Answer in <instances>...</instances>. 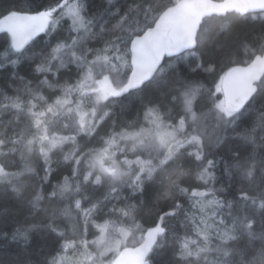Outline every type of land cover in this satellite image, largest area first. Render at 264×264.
I'll list each match as a JSON object with an SVG mask.
<instances>
[{
  "label": "snow or ice",
  "instance_id": "1",
  "mask_svg": "<svg viewBox=\"0 0 264 264\" xmlns=\"http://www.w3.org/2000/svg\"><path fill=\"white\" fill-rule=\"evenodd\" d=\"M84 12L70 0L0 12V33L16 54L8 63H29L45 77L35 88L20 77L22 89L0 92V194L16 197L29 213L49 216L64 254L45 264H152L169 244L175 264H201L210 252L214 264H264V157L245 156L246 146L233 150L222 161L223 172L240 187L227 188L231 199L222 196L210 152L222 137L213 139L206 126L212 121L214 132H226L259 101L257 119L241 135L255 144L259 128L264 140V40L245 45L243 59L230 53L203 58L210 19L219 18L227 31L233 17L264 16V0H130L106 22L86 19ZM69 19L68 35L60 36ZM43 36L60 38L34 51ZM92 40L102 46H89ZM185 56L200 62L187 72L172 66V58ZM5 67L0 61V70ZM200 71L214 83L206 97L188 75ZM134 96L140 111L120 119L116 109ZM93 141L100 147H88ZM67 143L76 145L63 157L69 174L52 184L51 153ZM113 200L124 206L109 207ZM145 207L149 227L137 221ZM180 216L183 234L168 223ZM57 217L71 225V236L59 230ZM89 225L100 233L91 242ZM31 227H17L13 238L27 242ZM240 233L250 244L259 237L260 249L237 247ZM69 250L78 258L70 261Z\"/></svg>",
  "mask_w": 264,
  "mask_h": 264
},
{
  "label": "trees",
  "instance_id": "2",
  "mask_svg": "<svg viewBox=\"0 0 264 264\" xmlns=\"http://www.w3.org/2000/svg\"><path fill=\"white\" fill-rule=\"evenodd\" d=\"M74 0H70L72 2ZM84 6L85 18L91 19L93 16L97 17L101 22H106L111 16L117 11L125 9L126 5L130 3V0H76ZM44 3V0H0V12L13 8L15 6H23L25 8H37ZM115 5V8L112 7ZM115 23V20L112 21ZM71 21L68 20L67 26H62L60 36L68 35V27ZM224 25L221 23L219 18L210 19L207 28L212 33L209 39V46L205 50L204 59L213 58L216 59L225 53L233 54L236 59H243V51L245 45H252L254 43L264 40V16L248 17L247 19H240L233 17L232 25L227 31H221ZM217 33H219L217 35ZM60 37L43 36L37 37L35 41L34 51H39L41 48L46 46L49 41L53 44L56 43ZM89 46L99 47L102 46L97 44L95 40L89 41ZM16 59V54L8 49V45L5 44L3 34L0 33V61H3L6 67L0 70V92H4L7 95H14L16 89L23 88L20 82V77L25 78L26 81L31 82L33 88L37 87L39 80H43L45 77L39 73H34L29 67V63L21 61L18 65L13 66L8 63L9 60ZM200 60L195 56H185L183 60H176L172 58V66L180 71H185L189 68L195 67L196 63ZM74 67V66H73ZM18 72L19 76L14 75ZM194 80H197L203 86V94L207 96V89L214 88L212 75L203 71L198 73H188ZM65 79L67 77H64ZM48 79L51 81L54 77L49 76ZM45 95H50L51 90L46 87L43 89ZM58 94V93H57ZM222 98V97H221ZM203 103V101H201ZM141 102L138 97H131L125 102L124 109L117 108L116 113L120 119H134L136 113L140 111ZM260 109V102L245 113L244 117L237 122L236 125L230 126L226 132H214V126L212 121L206 123L207 131L210 136L215 137L219 135L222 137V141L219 144L212 143L210 152L215 155L217 159L216 175L218 183L215 185L216 188H225V192L222 196L231 199L232 197L228 194L227 188L231 186L233 190H237L240 184H232L231 178L225 175L223 172L222 161H227L232 155V151L246 146L247 151L244 153L245 156L250 153L255 154L257 161L264 157V140L261 139V130L256 129V143L253 144L247 141L241 135L246 128H250L253 122L257 119ZM200 106H197L199 112ZM206 111V109H204ZM3 119H8L7 115H3ZM87 139V138H86ZM84 140H79V146L83 147ZM76 145L67 143L60 149L53 150L51 158L53 161L52 167L55 169L54 175L51 177L52 184H56L58 181H62L64 176L69 174L68 167L63 163V157L65 154L72 152ZM88 147H100L95 141L88 145ZM210 158H212L210 156ZM16 165L22 166V161L17 155L15 158ZM43 161H39L42 164ZM33 166L37 167L36 162H33ZM13 170H17L13 168ZM40 175H43L41 172ZM25 179H28L25 177ZM128 192L125 189L122 192L123 195H127ZM129 203L136 204V200L128 201ZM115 204L117 207H123L124 204L113 200L109 207ZM259 204V201H258ZM47 206V205H45ZM150 207V204L147 206ZM147 207L137 214V221L144 227L151 226V218L147 212ZM187 208L188 205L185 204ZM183 217L180 216L176 219L170 220L168 223L172 228H175L181 234H183V224L180 221ZM26 221V223H25ZM49 216L41 213H29L28 205L20 203L16 197L10 194H0V264H45V261L50 262L53 257H57L62 252L60 251L59 244L56 240V233L52 232L48 224L50 223ZM100 219L96 220V223H102ZM55 224L58 225L60 231H67L68 235L71 236V225L68 221L62 217H57ZM131 221L125 225L130 226ZM23 225L24 227H31L29 232L28 241L25 242L22 239H14V233L17 227ZM92 225H89L87 239H92L97 236L96 233H91L93 230ZM138 237V236H136ZM132 240V239H131ZM130 240V242H131ZM62 243V241H61ZM236 246L245 248L248 246L250 249L259 250L261 241L259 237L255 238L249 243V237L246 233L239 234V240L236 242ZM254 254V253H253ZM208 255L216 257V253L210 252ZM177 257L175 256L171 244L165 246L161 251L152 257V264H175ZM203 264V261H201ZM259 264V261H257Z\"/></svg>",
  "mask_w": 264,
  "mask_h": 264
},
{
  "label": "rangeland",
  "instance_id": "3",
  "mask_svg": "<svg viewBox=\"0 0 264 264\" xmlns=\"http://www.w3.org/2000/svg\"><path fill=\"white\" fill-rule=\"evenodd\" d=\"M72 3H79V2L76 1V0H74V1H72ZM102 223H103V222H102ZM71 232H72V230H71ZM91 233H96L97 236H96L95 238L88 239L90 242H91L92 240H95V239L100 235L99 231H98L96 228H93V230H91ZM134 235H135V236H139V233H134ZM131 239H132V237L130 236V237H129V241H130ZM89 250H90V251H96V247H95V246H91ZM63 254H64V253L60 254V255L57 256L56 258L59 259V257H60L61 255H63ZM67 256L69 257V260H70V261H71V260H74V259H76V258H78V257L76 256V254H74L71 250L68 251ZM111 258H112V254H111V253H109V254L105 257V259H111ZM215 260H216V257H213L212 255H207V260H206V261H205V260H202V261H203V264H214V261H215Z\"/></svg>",
  "mask_w": 264,
  "mask_h": 264
},
{
  "label": "water",
  "instance_id": "4",
  "mask_svg": "<svg viewBox=\"0 0 264 264\" xmlns=\"http://www.w3.org/2000/svg\"><path fill=\"white\" fill-rule=\"evenodd\" d=\"M166 59H168V58H166Z\"/></svg>",
  "mask_w": 264,
  "mask_h": 264
}]
</instances>
